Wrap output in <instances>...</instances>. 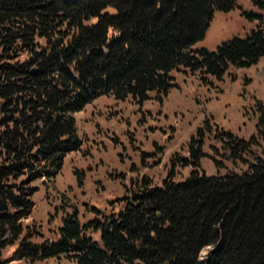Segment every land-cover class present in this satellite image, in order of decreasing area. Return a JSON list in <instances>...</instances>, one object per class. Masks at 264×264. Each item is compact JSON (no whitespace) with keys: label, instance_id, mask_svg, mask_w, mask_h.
<instances>
[{"label":"trees","instance_id":"obj_1","mask_svg":"<svg viewBox=\"0 0 264 264\" xmlns=\"http://www.w3.org/2000/svg\"><path fill=\"white\" fill-rule=\"evenodd\" d=\"M251 1L263 14L241 15L256 29L209 51L195 45L214 13L234 10L238 0H0V264H264L259 101L249 139L205 118L186 144L187 156L173 154L158 182L130 178L108 215L94 207L95 218L81 224L63 200L55 207L60 225L49 238L35 222L25 223L36 184L44 177L54 182L49 173H59L66 156L81 150L75 116L94 101L162 105L178 87L174 72L210 86L209 79L222 82L231 69H248L264 57V0ZM210 139L232 170L221 174L216 162V175L199 173ZM74 175L81 182L83 174ZM10 246L15 251L2 259Z\"/></svg>","mask_w":264,"mask_h":264},{"label":"rangeland","instance_id":"obj_2","mask_svg":"<svg viewBox=\"0 0 264 264\" xmlns=\"http://www.w3.org/2000/svg\"><path fill=\"white\" fill-rule=\"evenodd\" d=\"M242 12L263 14L251 0H238L234 10L214 13L204 39L195 48L214 51L234 37H246L258 24L247 21ZM172 76L178 87L170 91L162 105L148 101L137 106L130 100L115 102L104 97L75 116L82 139L81 150L66 156L59 173H49L54 182L44 177L36 184L38 190L32 197L35 207L26 224L35 222L41 227L43 237L49 238L50 231L60 225L61 211L56 212L55 207L62 205L63 200L76 208L81 224L95 218L94 207L108 215L109 202L124 194L130 178L149 175L158 182L164 178L173 154L187 156L186 144L205 118H212L220 129L239 138L247 140L254 134V105L256 101L264 105V57L248 69H231L222 82L209 79L210 86H203L189 74L174 72ZM209 145L218 150H212ZM219 149L212 139L207 142L204 151L208 156L201 161L200 174L213 176L233 169ZM216 162L223 166L219 172ZM191 170L190 167L179 170L177 180ZM74 172L83 174L81 182ZM44 182L49 188L41 185ZM15 247L5 249L2 259L11 257ZM207 254L208 249L202 251L200 260ZM9 264L71 263L53 259L43 263L12 261Z\"/></svg>","mask_w":264,"mask_h":264}]
</instances>
